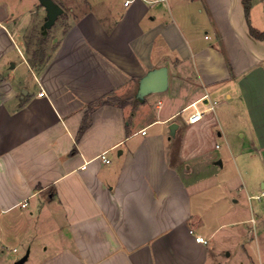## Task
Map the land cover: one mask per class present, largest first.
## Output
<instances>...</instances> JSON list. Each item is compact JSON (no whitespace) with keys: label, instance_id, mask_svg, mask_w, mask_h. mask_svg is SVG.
I'll use <instances>...</instances> for the list:
<instances>
[{"label":"crops","instance_id":"1","mask_svg":"<svg viewBox=\"0 0 264 264\" xmlns=\"http://www.w3.org/2000/svg\"><path fill=\"white\" fill-rule=\"evenodd\" d=\"M55 1L41 64L23 31L45 7L0 0V214L45 224L36 264H264V39L243 0ZM161 66L168 88L139 98Z\"/></svg>","mask_w":264,"mask_h":264},{"label":"rangeland","instance_id":"2","mask_svg":"<svg viewBox=\"0 0 264 264\" xmlns=\"http://www.w3.org/2000/svg\"><path fill=\"white\" fill-rule=\"evenodd\" d=\"M7 1H9L10 5H15L18 9H22L24 13L29 11L31 0ZM102 1L107 3L123 2V0H89L93 7H96V4ZM61 2L67 11L71 6L75 8L82 7V5L78 3V0H63ZM97 7H99V5H97ZM44 14H33L29 26L23 31L30 56L34 50L45 51L47 53L51 49V38L55 31H53V28L46 30V32L42 30L41 26L44 23ZM63 15H61V17ZM65 16H67V13H65L63 18H65ZM202 105L201 103L198 106L202 107ZM192 110H194L193 107L189 108L184 114H188ZM218 143L222 145L221 140H218ZM19 213L20 211L16 210L10 213L0 214V264H15L16 260L29 249L27 246L28 243L25 242L28 238L32 241L33 254L25 264H36L34 261V253L39 248L45 247L43 244L47 242L45 224L38 223L35 217L30 219L28 210L21 213V216ZM14 247H17L18 251H15Z\"/></svg>","mask_w":264,"mask_h":264},{"label":"water","instance_id":"3","mask_svg":"<svg viewBox=\"0 0 264 264\" xmlns=\"http://www.w3.org/2000/svg\"><path fill=\"white\" fill-rule=\"evenodd\" d=\"M46 9L45 22L42 30L46 32L56 22L57 18L64 12L63 7L55 0H40ZM169 86V70L167 66H161L150 70L140 81L138 97L143 98L150 92L164 91ZM176 127V123L171 125V129ZM28 257L26 253L22 258L17 260L15 264H24Z\"/></svg>","mask_w":264,"mask_h":264},{"label":"trees","instance_id":"4","mask_svg":"<svg viewBox=\"0 0 264 264\" xmlns=\"http://www.w3.org/2000/svg\"><path fill=\"white\" fill-rule=\"evenodd\" d=\"M252 3H253V0H243L245 15H246V19H247V22L249 24V27H250V32L253 36H255L259 39H264V32H261V31L255 29L251 24ZM46 58H47V53L45 51L34 50V51H32V55L30 56V61L32 63L38 62V63L42 64L46 61ZM101 102L107 103L108 100H102ZM90 109H92V108H90ZM87 119H88V115L86 117V120ZM86 120L84 121L83 125L81 126L80 134H82L86 129V126H87Z\"/></svg>","mask_w":264,"mask_h":264},{"label":"built area","instance_id":"5","mask_svg":"<svg viewBox=\"0 0 264 264\" xmlns=\"http://www.w3.org/2000/svg\"><path fill=\"white\" fill-rule=\"evenodd\" d=\"M193 108H194V110H192L190 112L189 117H188V120H189V122H192V123L199 122L203 118V114H204L205 108L197 107L196 103L193 104ZM142 133H146V130L144 129L142 131ZM101 157H102V159L105 162H108L109 161V158L106 156V153L105 152L102 153ZM263 195H264V191H263ZM255 197L259 199L261 196H255ZM197 240L198 241H203V242L206 241V239H204L201 236H198L197 237ZM14 250L16 251L17 248H15Z\"/></svg>","mask_w":264,"mask_h":264}]
</instances>
